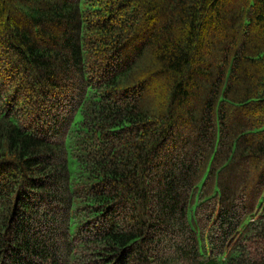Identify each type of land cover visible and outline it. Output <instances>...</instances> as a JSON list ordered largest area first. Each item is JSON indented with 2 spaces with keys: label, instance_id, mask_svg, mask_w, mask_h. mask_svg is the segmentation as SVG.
<instances>
[{
  "label": "trees",
  "instance_id": "obj_1",
  "mask_svg": "<svg viewBox=\"0 0 264 264\" xmlns=\"http://www.w3.org/2000/svg\"><path fill=\"white\" fill-rule=\"evenodd\" d=\"M0 264H264V0H0Z\"/></svg>",
  "mask_w": 264,
  "mask_h": 264
}]
</instances>
